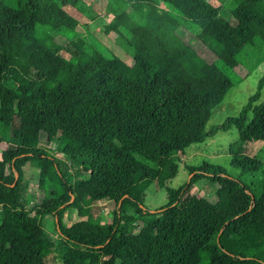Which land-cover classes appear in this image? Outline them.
Instances as JSON below:
<instances>
[{
	"label": "trees",
	"instance_id": "obj_1",
	"mask_svg": "<svg viewBox=\"0 0 264 264\" xmlns=\"http://www.w3.org/2000/svg\"><path fill=\"white\" fill-rule=\"evenodd\" d=\"M95 1L112 15L103 33L131 49L130 65L78 36L76 16L87 19L79 0H0V264H46L44 215L60 226L61 264H264V160L230 158L246 183L203 161L184 186L165 187L185 151L219 132L264 145V77L237 116L207 126L264 64V0ZM44 162L64 192L32 215L21 209L24 168ZM200 179L217 186L213 201L191 193ZM152 182L168 199L153 213L143 203ZM106 203L115 205L110 223L96 215Z\"/></svg>",
	"mask_w": 264,
	"mask_h": 264
},
{
	"label": "rangeland",
	"instance_id": "obj_2",
	"mask_svg": "<svg viewBox=\"0 0 264 264\" xmlns=\"http://www.w3.org/2000/svg\"><path fill=\"white\" fill-rule=\"evenodd\" d=\"M206 1L212 3L216 7H220L217 0ZM229 7L228 4H225V7L221 10V15L225 20L233 24ZM77 8L80 13L87 18L82 22L81 18L76 16L81 23L77 28V33L78 36L86 42L89 49L97 50L108 59H113L115 57L119 58L125 64L130 65L132 63L133 55L124 39L115 33H109L107 35L103 33V25L108 23L112 18V15L108 10L95 0H79ZM141 8L142 12L149 19L154 20L157 18V14H155L150 8L146 6H141ZM71 12L79 13L76 10ZM123 34L126 38H131V35L128 32L123 31ZM183 37L189 39L190 34L184 33ZM56 39L63 45L67 42L65 38L60 36L56 37ZM201 49L203 50L204 48L201 46ZM205 52L206 53L200 51V54L207 62H212L214 60L213 55L206 50ZM233 71L235 75L242 77L243 73L238 69H234ZM262 77H264V64L260 63L253 69L248 77L244 78L239 85L233 87L221 104L212 111L207 126L220 125L226 120V118L237 116L241 109L247 104L250 96L255 93L258 82ZM263 101L264 86L260 92V98L257 104H260ZM46 137V134L41 135L42 144L46 143ZM263 149L264 145L262 142L248 144H242L239 142L237 139V132L234 128L230 129L228 132H219L214 137L206 139L204 143L192 145L185 151L184 155L177 163L178 168L176 175L165 183V187L178 189L179 187L184 186L189 178L197 174V172L192 174L191 169L199 166L203 167V161L210 165L220 166L229 176L246 183V176H243L239 169L231 167L229 163L230 158L235 154H244L263 161ZM24 170L25 178L29 182V190L25 196L26 202L21 209L26 210L33 215L36 214L37 211L41 212L46 199H49L50 197H58L62 195L64 191L51 164L44 162L41 167L38 168H36L35 165H26ZM165 187H159L156 182L150 183L146 190L143 202L146 210L150 212L166 205L168 199ZM216 187V185H213L207 180L200 179L193 184L191 193L196 194L197 196H205L207 199L213 201V192ZM55 194H57V196ZM65 206L66 205H63L60 208H64ZM98 209L99 211L97 210L96 215H99L104 223L112 222L115 212V205L113 203L103 204ZM72 218V212L66 211L63 217V222L66 225H69L72 222ZM40 221L43 226L45 240L49 243L47 244V251L50 253L47 255L45 263L61 264L60 251L55 247L60 240L58 234L60 226L51 215H44L40 218ZM63 250L65 258L70 259L71 255L69 253V246L63 247Z\"/></svg>",
	"mask_w": 264,
	"mask_h": 264
},
{
	"label": "water",
	"instance_id": "obj_3",
	"mask_svg": "<svg viewBox=\"0 0 264 264\" xmlns=\"http://www.w3.org/2000/svg\"><path fill=\"white\" fill-rule=\"evenodd\" d=\"M17 179V175H15V180ZM71 200H73V197L71 198ZM142 208H144L142 205H141ZM155 211H151V213H153ZM57 222V221H56Z\"/></svg>",
	"mask_w": 264,
	"mask_h": 264
}]
</instances>
